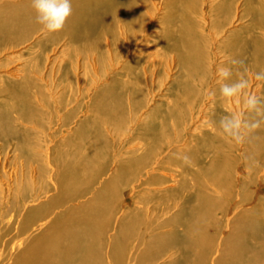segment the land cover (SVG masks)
<instances>
[{
  "label": "bare ground",
  "instance_id": "1",
  "mask_svg": "<svg viewBox=\"0 0 264 264\" xmlns=\"http://www.w3.org/2000/svg\"><path fill=\"white\" fill-rule=\"evenodd\" d=\"M198 1L72 0L73 12L64 28L47 32L41 45L47 48L66 37L70 56L93 54L104 65L110 55L105 58L104 50L111 49L107 44L116 45L117 50L129 48L145 24L153 23L162 28L161 37L172 40L166 49L174 52L188 76L198 80L209 61L206 37L195 20ZM230 4L214 8V29L221 25L218 17ZM158 7L164 10L161 16ZM176 23L174 37L171 28ZM42 30L31 0H0V264H264V196L255 215L249 211L243 214L233 223L231 234L217 241V230L221 232L225 226L224 217L235 189L239 195L241 187L234 184L233 159L220 150L217 138L198 137L186 147L180 143L188 112H193L188 97L189 79L176 87L177 91L172 90L174 103L168 111L163 114L159 107L152 109L149 121L145 123V119L141 127L131 114L137 116L142 106L138 101L142 89L128 86L132 93L127 111L124 92L119 90L127 86L115 79L108 81L89 116L60 142L58 136L63 130L59 121L68 122V117H57L60 111L52 106L41 80L25 75L16 80L24 69L13 68L16 49ZM232 42L229 40L221 48L235 49L236 42ZM263 42L264 38H260L254 45L256 69L263 61ZM190 119L194 120L193 115ZM128 122L130 126L135 124L134 132L139 130L140 135L135 136L143 142L144 149L109 169V145L127 131ZM112 132L115 134L110 137ZM173 143L179 146L174 163L187 170L190 166L199 168L190 176V187L184 178L172 194L158 197L162 211L174 210L176 215L163 222L168 227L166 231L158 232L164 226L159 227L153 217L140 212L146 208L151 213L158 211L157 202L146 207V201L148 204L155 197L154 192H147L146 199L142 191L137 200L142 206L125 216L119 214L125 209L121 208L120 186L127 181V175L136 179L146 168L156 169L158 155L169 151ZM209 152L213 162L206 167L203 158ZM261 152L264 121L259 130L247 136L249 169L256 171L263 164L259 159L252 165ZM154 180L153 175H147L143 183L152 186ZM190 188L197 194L194 206L180 195ZM242 195L246 199V194ZM176 196L183 197L177 201L172 198Z\"/></svg>",
  "mask_w": 264,
  "mask_h": 264
},
{
  "label": "rangeland",
  "instance_id": "2",
  "mask_svg": "<svg viewBox=\"0 0 264 264\" xmlns=\"http://www.w3.org/2000/svg\"><path fill=\"white\" fill-rule=\"evenodd\" d=\"M225 2H231V4L222 16L218 17L221 25L218 27L219 29L217 28V31L212 23L214 21L213 11L218 4H224ZM197 3L198 12L195 20L199 22L201 30L203 29L202 31L207 41V51H209L207 70H203L198 74V80L188 76V73L180 66L174 52L168 51L172 40L161 37L162 28H158L153 23L149 26L145 24L144 31H141L142 33L136 38L135 42L132 41L128 45L129 48L124 46L117 50L116 45L107 44L111 47L107 52L104 50V57L110 54L108 55L107 63H104L108 68L93 54H83L82 56L75 53V57L70 56L68 53L70 47L68 48V45H66V37H62L57 44L48 45L49 48H42L41 41L44 39V35L47 36V31L45 30L33 35L32 39L16 49L13 56L15 57L13 58V65L15 66L13 68L24 69L19 72V77L16 76V80H22L23 75L41 80L44 83L45 91L50 94L52 106L60 111L58 116L53 115L57 117L65 115L63 118L68 117V122L59 121V124L62 122L60 127L63 130L58 136L60 142H63L70 134L71 128L75 127L76 129L79 123L89 116L91 106L101 90L107 86L108 81L115 79L122 85L127 86L119 89L124 92L123 99L124 103L128 105L127 111L131 103L132 93L128 86L135 85L142 89L143 94L138 99L142 106L139 108L137 116L131 114L132 120H138L141 127L145 119V123L149 121L148 115L152 109L159 107L161 112L165 114L168 111L167 108L174 103L172 90L177 91L178 87L189 79L191 91L188 97L192 102L193 112H188L187 128L180 143L186 144L182 146L186 147L188 144V146H192L198 137L217 138L220 150L229 156L227 158L233 159L234 184L236 187H241V193L237 195L238 193L235 189L234 200L231 203L229 202L230 209L226 217H224V228L221 232L217 230V241L219 242L231 234L233 223L235 221L238 222L243 214L249 211L253 216L255 215V210L258 212L261 209L262 205L259 204L264 196V152H261L259 158L252 165L257 163L259 159L260 163L263 160V164L260 166L259 163L260 167L256 171L249 169L246 166V140L248 135L243 143L238 144L231 138L226 137L219 129V119L222 116L244 111V106L241 97L225 99L220 95V86L224 81L217 73V68L227 66L232 69V75H235V78L231 80L237 79L240 74L247 75L250 79L249 90L264 97V80L256 81L252 78L253 73L264 71V55L262 63L260 62V69L255 68L257 59H255L256 61L254 60L255 42L260 38H264V0H199ZM163 12L164 10L159 8L160 16ZM177 25L178 23L173 24L171 28L174 37L177 36ZM149 29L152 31H149ZM105 38H103L104 43ZM229 40L236 42V44H233L235 49L221 48ZM262 48L261 46L260 49ZM119 52L120 55L122 54L121 56ZM232 60L242 61V63L230 64ZM66 75H69L70 78H67ZM117 90L118 87L116 88ZM134 100L135 98H133V102ZM72 109H75V111L72 112ZM192 115L194 120L190 119ZM255 117L254 113H246L245 116V118L249 119ZM132 122L135 123L134 121ZM188 122L191 123V128L190 126L188 127ZM127 127V131L122 137H119L109 145V169L117 168L116 166L127 161L132 153L139 154L144 149L143 142L136 138L140 134L137 133L139 130L134 132L136 129L135 124L130 126V122H128ZM259 129L260 127L255 130ZM113 133L109 134V136H114L115 133ZM177 148L179 146L173 143L169 151L165 150L160 153L157 157L156 169L150 166L143 170L142 174L136 179L130 175L126 176L127 181L120 186L121 208L125 209L122 208L123 210H120L119 214L125 215L137 211L136 209L142 206L141 203L137 202L141 192L143 191L144 196L148 199L147 192L153 191L155 197H151L152 199L148 200V204L146 201V207L152 206L157 202L160 205L158 211L151 213L146 208L140 210V212H144L146 217H153L156 222H159V227L164 226L160 231L157 230L158 232L168 229L163 222L174 216V210L170 212L164 210L163 212V205L158 200V197L172 194L174 189L180 186V181L184 178L188 180L190 187L192 185L190 184L192 183L190 176L195 172L196 168H199V165H196L190 166V169L187 170L183 166L174 163L178 152ZM203 159V166H210L213 162L212 152L205 154ZM147 175H153L155 179L152 186L143 183ZM249 181L251 182L249 183ZM225 187L228 188L227 186ZM208 192L213 193L210 188H208ZM195 193L194 188H190L189 190H184L180 195H184L187 201L190 204L193 203L194 206L197 198ZM242 193L246 194L245 198L247 200L243 198L244 195ZM182 197L176 196L172 198H177V201H181ZM258 200L259 202H257ZM182 206L184 207L185 205ZM225 208L227 209V207ZM180 230L182 231V229Z\"/></svg>",
  "mask_w": 264,
  "mask_h": 264
},
{
  "label": "clouds",
  "instance_id": "3",
  "mask_svg": "<svg viewBox=\"0 0 264 264\" xmlns=\"http://www.w3.org/2000/svg\"><path fill=\"white\" fill-rule=\"evenodd\" d=\"M35 10V20L42 28L54 33L62 30L68 18L72 15V0H31ZM238 64L242 61L232 60ZM218 76L224 81L220 86V95L225 98L241 97L244 111L231 113L219 119V129L236 143H243L246 136L261 126L264 121V97L250 91V79L245 74H240L237 79L231 80L232 69L224 66L217 68ZM256 81L264 80V71L252 74ZM246 113H254L261 119L245 118ZM184 159H188L186 156Z\"/></svg>",
  "mask_w": 264,
  "mask_h": 264
}]
</instances>
